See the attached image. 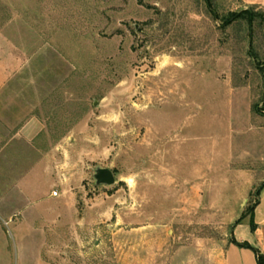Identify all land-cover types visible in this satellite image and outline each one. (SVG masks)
<instances>
[{
	"label": "rangeland",
	"instance_id": "obj_1",
	"mask_svg": "<svg viewBox=\"0 0 264 264\" xmlns=\"http://www.w3.org/2000/svg\"><path fill=\"white\" fill-rule=\"evenodd\" d=\"M246 9L0 0V264H190L225 247L260 184L241 204L237 166H264V19Z\"/></svg>",
	"mask_w": 264,
	"mask_h": 264
},
{
	"label": "crops",
	"instance_id": "obj_2",
	"mask_svg": "<svg viewBox=\"0 0 264 264\" xmlns=\"http://www.w3.org/2000/svg\"><path fill=\"white\" fill-rule=\"evenodd\" d=\"M238 7L246 9L251 6H257L264 12V0H235ZM22 131L28 136H34L40 131V123L37 119H31L23 125ZM242 175L248 176L246 190L247 195L242 196L241 204L248 198L254 184L260 183L257 187L259 193L256 195L255 204L253 207V220L256 225L255 230L250 228V215L242 213V219L236 223L234 222L229 234V241H227L224 248H221L213 258H207L206 262H191L190 264H257L255 253L244 247H239L231 242L234 238L238 242H248L251 246L258 249L264 254V166L259 170H254L253 166H237ZM255 174L261 175L257 179ZM256 189V190H257ZM236 219V220H237Z\"/></svg>",
	"mask_w": 264,
	"mask_h": 264
},
{
	"label": "trees",
	"instance_id": "obj_3",
	"mask_svg": "<svg viewBox=\"0 0 264 264\" xmlns=\"http://www.w3.org/2000/svg\"><path fill=\"white\" fill-rule=\"evenodd\" d=\"M251 7H256L258 8L257 6H251ZM233 16H237L239 17L240 15H246L248 21L250 22V24L255 20V19H258V18H262L264 19V12L262 10H260L259 12H255L253 9L251 8H247L246 10H243L242 13L240 15L238 14H232ZM233 18V17H231ZM231 18H228L225 20L226 23H230V21L232 20ZM261 66V65H260ZM261 102L264 103V92H263V96H262V99H261ZM259 189L258 188L255 192V196L259 193ZM256 202V201H255ZM255 202L251 205V207L249 208L248 212H244V214H248L250 215V228L251 230H255L256 228V225L254 223V220H253V207H254V204ZM242 219V216L240 218H238L236 220V223H238L240 220ZM231 242L236 244L237 246L239 247H244V248H249L251 249L254 253H255V256H256V262L257 264H264V254L261 253L258 249H256L255 247L251 246L248 242H238L236 241L234 238L231 239Z\"/></svg>",
	"mask_w": 264,
	"mask_h": 264
},
{
	"label": "water",
	"instance_id": "obj_4",
	"mask_svg": "<svg viewBox=\"0 0 264 264\" xmlns=\"http://www.w3.org/2000/svg\"><path fill=\"white\" fill-rule=\"evenodd\" d=\"M95 178L97 183L113 184L115 181L112 171L108 168H99Z\"/></svg>",
	"mask_w": 264,
	"mask_h": 264
}]
</instances>
